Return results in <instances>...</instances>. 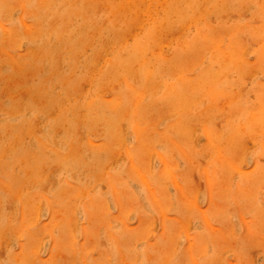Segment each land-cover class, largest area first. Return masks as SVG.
<instances>
[{"label":"rangeland","instance_id":"rangeland-1","mask_svg":"<svg viewBox=\"0 0 264 264\" xmlns=\"http://www.w3.org/2000/svg\"><path fill=\"white\" fill-rule=\"evenodd\" d=\"M0 264H264V0H0Z\"/></svg>","mask_w":264,"mask_h":264}]
</instances>
